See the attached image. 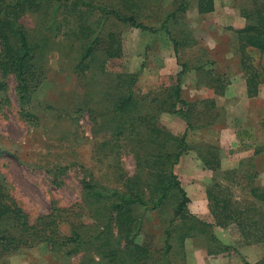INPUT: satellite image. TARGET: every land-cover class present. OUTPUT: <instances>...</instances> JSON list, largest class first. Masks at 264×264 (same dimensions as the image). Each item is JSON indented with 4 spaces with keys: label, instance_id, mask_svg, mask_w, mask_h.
<instances>
[{
    "label": "rangeland",
    "instance_id": "rangeland-1",
    "mask_svg": "<svg viewBox=\"0 0 264 264\" xmlns=\"http://www.w3.org/2000/svg\"><path fill=\"white\" fill-rule=\"evenodd\" d=\"M92 1L125 13L130 3L154 30L108 20L101 34H118L120 56L106 61L101 44L79 68L80 40L65 35L75 14L66 18L60 10L56 33L48 8L26 15L32 38L42 45L35 61L42 77L36 88L35 79L31 83L25 113L14 75L0 91V180L30 221L68 209L65 220L58 219L60 230L101 237L68 257L46 242L22 246L0 264H256L264 256V202L250 189H264V53L246 49L248 64L262 78L261 93L250 97L235 31L247 23L243 10L250 0H215L206 14L198 13L197 0H186L185 10L183 0ZM86 14L91 24L101 16L98 10ZM179 84L187 104L174 107ZM129 95L130 103L119 107ZM171 171L190 198L188 212L215 222L210 189L229 200L240 219L210 227L176 216V188L155 207ZM95 188L109 198L88 197ZM117 191L140 192L149 205L136 202L111 215ZM141 245L148 255L133 263L131 254ZM110 248H117L114 259L98 253Z\"/></svg>",
    "mask_w": 264,
    "mask_h": 264
},
{
    "label": "trees",
    "instance_id": "trees-1",
    "mask_svg": "<svg viewBox=\"0 0 264 264\" xmlns=\"http://www.w3.org/2000/svg\"><path fill=\"white\" fill-rule=\"evenodd\" d=\"M187 5L186 0H183L180 10H185ZM45 8H48L50 11L49 14L47 12V15H51L50 25L51 28L55 30V33L58 29V22L55 19L60 10H64L66 18H69V11L75 14L72 16L74 26H72L65 35L67 39H72L74 36L80 40L82 49L80 50L81 58L78 62L79 68L85 64L86 59L95 55L97 50L101 48V44H104L103 48L105 49L106 61L120 56L121 47H119L118 44V34L115 32H110L108 35L101 34L102 27L108 20H119L142 30H154L152 27L138 20V17L133 12V6L130 5V3L127 6L130 12L125 13L118 9V6L109 7L95 3L92 0H0V91H7L8 82L6 79L10 75H14L17 80L16 89L22 107L21 111L24 113L28 103L32 99L33 89L31 88V83H33L35 79L36 88L42 77V71L37 64H35L37 60L36 54L39 49H42V45L32 38V32L25 24L24 17L30 15L29 13L41 12ZM214 9V0H197L198 13H208L214 11ZM94 10H98L101 16L99 20L91 24L90 16L86 13L88 11L94 13ZM243 15L246 17L247 23L244 27L235 29V31L238 35L242 52V67L246 73H248L247 93L248 96L254 97L259 93V85L262 82V78H260L259 70L252 64H248L247 60L249 56L246 53V49L252 47L264 53V0H250V8L243 10ZM164 28L167 30V33L171 35L166 25ZM174 43L176 52L178 53V42L174 41ZM182 67V71H185L188 65L182 64ZM174 96L176 100L174 107L178 106L179 103H181V105L187 104V102L181 98L180 84L175 88ZM130 101L131 95L122 100L119 107H125ZM178 109H180V107L176 108V111L179 112ZM26 115L32 116L29 110L26 112ZM189 127L192 128L194 125L190 122ZM182 140H184V138ZM180 156L181 150L175 154V159H179ZM175 161L171 160V169ZM92 188L94 189V187ZM172 188H176L180 193V200L175 211L176 216L190 217L210 227L214 225L227 227L230 223H237L240 219L238 216L236 217L240 211L237 208H231L229 200L220 198L217 194H213L210 189L207 190V195L210 200H214L212 215L215 218V222L202 220L195 214L188 212L187 209L190 198L180 179L172 171L167 184L163 187L160 196L153 205L155 207L160 205V203L168 197V193ZM250 192L252 197L264 202V189L251 187ZM112 195H115L117 198L114 199L115 197H113L115 203L112 204L111 215H113L114 210H129V205L136 202L147 206L149 205L140 192L118 194L117 191ZM95 196L109 198L96 188L93 193H88V197ZM62 211L64 214H62ZM65 213H68V209H56L40 216L37 221H30L29 214L18 204L3 180H0V258H3L22 246H33L40 242H46L50 250L68 257L74 253L81 252L82 249H87L90 243L92 244L93 241L95 243L96 240L101 237L98 235L91 239H87L81 236L76 230H73L74 232L70 234H65L60 230L58 223V219L60 218L65 220L62 218ZM66 217H68V214H66ZM252 224H256V222ZM166 234V241L168 242L167 247L170 249L171 245H169L168 240L171 234L168 231ZM212 237L221 247L227 250L230 249V246L224 245L215 234H212ZM263 240V238L260 239V241ZM111 243V241H108V245ZM96 246H98L99 249L101 248L99 245ZM98 253L103 257L114 259L117 256V248H110L103 252L99 251ZM145 253L148 255L147 248L142 245L138 246V249L134 250L133 254H131V257H133L132 262H142L143 258L146 257ZM245 264L250 263L246 261ZM256 264H264V256Z\"/></svg>",
    "mask_w": 264,
    "mask_h": 264
},
{
    "label": "crops",
    "instance_id": "crops-1",
    "mask_svg": "<svg viewBox=\"0 0 264 264\" xmlns=\"http://www.w3.org/2000/svg\"><path fill=\"white\" fill-rule=\"evenodd\" d=\"M214 3H215V0H214ZM215 10V9H214ZM211 12H213V11H211ZM208 13H210V12H208ZM203 14H206V13H203ZM259 93H261V88L259 87ZM258 93V94H259ZM245 264V263H244Z\"/></svg>",
    "mask_w": 264,
    "mask_h": 264
}]
</instances>
